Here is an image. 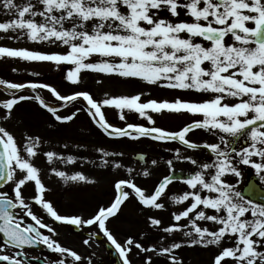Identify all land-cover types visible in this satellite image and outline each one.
Here are the masks:
<instances>
[{"label":"snow or ice","instance_id":"snow-or-ice-1","mask_svg":"<svg viewBox=\"0 0 264 264\" xmlns=\"http://www.w3.org/2000/svg\"><path fill=\"white\" fill-rule=\"evenodd\" d=\"M0 13L7 17L0 20V33L10 34L9 39L54 46L39 50L0 45V58L70 65L65 79L77 88L82 74L92 72L195 91L206 97L142 102L143 93H104L98 99L87 90L65 95L40 80L0 78V86L10 93L9 98L0 100V264H33L41 257H30L28 250L37 245L50 254L43 257V264H93L94 254H82L55 239L56 229L34 206L54 222L93 227L83 245L90 247L103 234L117 250L120 264H134L133 248L137 255L145 254L144 264H154V256L164 258L165 264H184L179 255L184 246L211 249L210 264H264V202L246 197L238 187L240 165H250L264 183V0H0ZM27 89L34 95L21 94ZM42 89L62 103L50 105L40 94ZM28 100L37 101L54 121L70 122L86 111L109 138L175 141L186 149L206 151L208 156L194 158L176 147L171 149L176 157L194 166L186 178L164 175L148 192L138 186L135 170L128 167V177L115 180V196L107 206L100 205L88 217L61 214L46 198L48 189L35 158L42 154L49 165H75L86 158L43 151L47 141L30 131L18 136L8 125L15 108ZM74 101L85 106H74L69 113L67 105ZM61 108L64 114H60ZM108 108L118 112L123 126L107 119ZM165 111L187 112L202 119L168 130L156 126L149 114ZM127 113L138 114L148 124L127 122ZM195 130L217 139L197 142L191 138ZM96 152L102 167L125 168L122 152L104 147H97ZM167 164L171 167L173 161ZM50 171L66 184L94 182L83 171L69 174L55 166ZM141 174L149 177L151 172L145 168L135 173ZM230 175L238 178L236 183L229 181ZM181 179L186 190L169 195V186ZM29 184L34 188L31 196L26 195ZM255 187L251 183L248 190ZM130 198L147 209L164 210L166 200L180 206L170 213L167 225L155 215L147 216L148 224L160 230L158 242L145 246L128 236L121 243L110 230V218H115Z\"/></svg>","mask_w":264,"mask_h":264},{"label":"rangeland","instance_id":"rangeland-1","mask_svg":"<svg viewBox=\"0 0 264 264\" xmlns=\"http://www.w3.org/2000/svg\"><path fill=\"white\" fill-rule=\"evenodd\" d=\"M6 18L0 13V20ZM8 35L10 34L0 33V45L28 47L39 50L54 48L53 45L47 43L38 44L24 39H9ZM69 67L70 65H60L57 67L51 62L0 58V74H3L2 71L4 69H7L10 72L7 74L8 77L11 78L15 74V77L10 79L13 82L40 80L53 85L61 94L65 95L71 94L76 90H87L98 99L102 98L104 93L110 95H134L143 93L141 96L142 102L151 99L172 101L177 97L187 100H201L206 98L195 91L174 90L162 85H150L139 79L119 78L92 72H84L82 74V82L77 88L65 79ZM0 89L2 88L0 87ZM23 92L22 94L24 95H34L31 89H27V91L23 90ZM40 94L51 98L50 105L59 106L57 98L48 90L42 89L40 90ZM9 96V92L6 96L0 94V99H6ZM28 103L29 101L20 102L19 106L15 108L13 119L8 125L18 136L24 131H30L40 135L47 141V144L42 145L43 151L55 150L57 152H64L66 155L73 154L77 155L78 158H86L84 160L78 159L75 165H65L60 162H57L55 165H49L42 154L35 158V164L41 169L42 179L46 187L50 188L54 193L61 190L64 191L61 202L57 201L58 204L53 203L54 207L61 214H76L88 217L100 205L107 206L115 196V180L117 178L128 177L126 171L128 167L135 170L133 178L138 186L145 188L148 192L154 190V186L164 175L171 174L175 177L186 178L194 166L190 162L176 157L175 151L171 150L176 147L181 149L182 154H192L194 158L204 159L208 156L206 151L186 149L184 145H180L175 141L158 142L146 137L137 140L131 138H109L96 127L86 111H81L73 121L61 123L54 121L51 114L42 108L38 102L32 101L31 107ZM74 106L84 108L85 104L84 102H70L67 105L69 113L74 110ZM64 112L65 109L61 108L60 114H64ZM149 114L153 116L156 126L173 131L179 130L194 119H202L200 115H193L187 112L176 114L165 111L161 113L150 112ZM106 116L111 123L123 126V122L120 121L119 114L115 109L108 108ZM127 122L148 124L145 118L140 117L136 113H127ZM191 138L201 143L205 140L212 142L217 139V137L204 130H195V134ZM64 144H68L69 147L64 149ZM78 144H84L86 147L77 148L76 145ZM97 147H104L109 152H122L124 155L120 159L125 165V168L110 169L102 167L98 159L99 153L96 152ZM138 152L147 154L145 164H141L133 158V155ZM170 159L173 161L171 167L167 164V161ZM152 160H157V165H152ZM53 166L65 170L69 174L74 171H83L94 182H69L66 184L61 178L50 171V168ZM145 168H148L151 172L149 177H144L142 174L135 175V173H142ZM240 171L242 173V179L238 187L243 190L249 175L254 174V169L250 165H240ZM228 179L230 182L236 183L238 178L230 175ZM184 190H186V185L183 183V180H174L169 186V195L173 193L181 194ZM33 193V185L29 184L26 188V195L31 196ZM48 196L50 195L48 194ZM178 208H180L179 205H174L171 201L166 200V209L164 210L147 209L135 198H130L121 206V211L117 216L110 218L109 228L121 243L128 236H132L134 239L145 243V246H148V244L158 242L161 233L160 230L152 228L148 224L147 216L155 215L161 218L164 224L167 225L171 220L170 213ZM34 210L43 216L46 223L53 225L56 229L57 236L60 237L58 241L64 246L78 250L82 254H94L93 264H115V261L108 257L106 248L107 241L103 234H101L104 237L103 240H95L90 247L83 245V240L87 238L83 231H94L95 229L93 227L85 226L80 232H74V230H70V228L65 226L56 227L53 219L39 206H34ZM137 252L138 250L133 248L130 254L134 264H144L145 254L140 253L137 255ZM148 255L152 254L149 253ZM179 255L182 256L184 264H210L212 250L205 249L202 246H184L179 250ZM154 264H165L164 258L154 256Z\"/></svg>","mask_w":264,"mask_h":264},{"label":"flooded vegetation","instance_id":"flooded-vegetation-1","mask_svg":"<svg viewBox=\"0 0 264 264\" xmlns=\"http://www.w3.org/2000/svg\"><path fill=\"white\" fill-rule=\"evenodd\" d=\"M250 179H254L255 182L262 188L264 189V183L261 182L260 178L256 175V172L254 170V174H252L250 177ZM249 179V180H250ZM55 198V197H53ZM63 199V196L62 197H59V198H55V200H61ZM56 227H61L62 225L59 223V222H56ZM76 232V231H75ZM78 232V231H77ZM73 233V232H72ZM73 235V234H72ZM55 239L57 240H60V237L59 236H54ZM28 255L30 257H41L40 260H33V264H43V257L45 256H49V252L48 250L44 247V249H38V248H34V247H30L29 250H28ZM52 258H55V257H52Z\"/></svg>","mask_w":264,"mask_h":264},{"label":"water","instance_id":"water-1","mask_svg":"<svg viewBox=\"0 0 264 264\" xmlns=\"http://www.w3.org/2000/svg\"><path fill=\"white\" fill-rule=\"evenodd\" d=\"M134 158L139 160L141 163H144L146 155L145 154H141V153H137L134 155ZM251 183H254L253 181H250L248 183V185L244 188V195L247 197L252 198L254 201H258V202H264V190H262L258 185H256L255 190L254 191H249V185ZM112 247L108 245V252L110 256H113L114 258H116V255L111 252ZM117 264H120L119 261H117Z\"/></svg>","mask_w":264,"mask_h":264},{"label":"trees","instance_id":"trees-1","mask_svg":"<svg viewBox=\"0 0 264 264\" xmlns=\"http://www.w3.org/2000/svg\"><path fill=\"white\" fill-rule=\"evenodd\" d=\"M3 74H0V78H3V79H6V80H9V81H12V80H10L11 78H13V77H15V74L13 75V76H11V78L10 77H8L7 76V74L8 73H10L7 69H4L3 71ZM0 94L1 95H3L4 94V96H6V95H8V92H5V91H3V90H0ZM1 100V99H0ZM29 101V106L32 104V101L33 102H36L35 100H28ZM36 105V104H35ZM31 107V106H30Z\"/></svg>","mask_w":264,"mask_h":264}]
</instances>
